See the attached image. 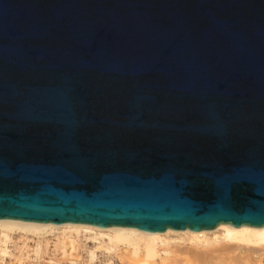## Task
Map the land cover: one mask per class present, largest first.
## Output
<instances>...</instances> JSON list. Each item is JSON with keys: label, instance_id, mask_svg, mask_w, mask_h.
Here are the masks:
<instances>
[{"label": "water", "instance_id": "obj_1", "mask_svg": "<svg viewBox=\"0 0 264 264\" xmlns=\"http://www.w3.org/2000/svg\"><path fill=\"white\" fill-rule=\"evenodd\" d=\"M0 219L264 227V0H0Z\"/></svg>", "mask_w": 264, "mask_h": 264}, {"label": "bare ground", "instance_id": "obj_2", "mask_svg": "<svg viewBox=\"0 0 264 264\" xmlns=\"http://www.w3.org/2000/svg\"><path fill=\"white\" fill-rule=\"evenodd\" d=\"M57 227L76 233L93 231L105 242L108 253L124 255L121 259L127 264H264V227L220 224L215 229L206 231L166 230L155 233L120 226L103 228L81 223H63L58 226L51 223L0 219L3 243L6 242L9 232L15 229L40 234ZM171 233L186 238L184 240L188 243L168 246V235ZM61 249L64 254L68 252L66 245ZM7 254L8 251L2 246L0 259L4 260ZM91 258L95 259L94 252H91Z\"/></svg>", "mask_w": 264, "mask_h": 264}, {"label": "rangeland", "instance_id": "obj_3", "mask_svg": "<svg viewBox=\"0 0 264 264\" xmlns=\"http://www.w3.org/2000/svg\"><path fill=\"white\" fill-rule=\"evenodd\" d=\"M3 238L0 231V249L4 246L8 251L6 258L0 259V264H127L121 259L124 255L108 253L105 242L89 230L76 233L57 227L37 234L15 229L9 232L5 243L2 242ZM168 239V246L188 243L184 240L186 238H180L177 233L169 234ZM63 245L67 246L66 254L62 252ZM91 252L95 254L94 260Z\"/></svg>", "mask_w": 264, "mask_h": 264}]
</instances>
